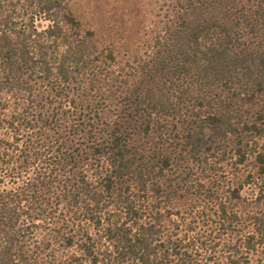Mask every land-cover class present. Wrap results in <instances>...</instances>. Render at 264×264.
<instances>
[{"label": "trees", "instance_id": "16d2710c", "mask_svg": "<svg viewBox=\"0 0 264 264\" xmlns=\"http://www.w3.org/2000/svg\"><path fill=\"white\" fill-rule=\"evenodd\" d=\"M79 6L0 0V264H264V0Z\"/></svg>", "mask_w": 264, "mask_h": 264}, {"label": "rangeland", "instance_id": "374dc122", "mask_svg": "<svg viewBox=\"0 0 264 264\" xmlns=\"http://www.w3.org/2000/svg\"><path fill=\"white\" fill-rule=\"evenodd\" d=\"M152 0H80L81 17L85 25L95 29L99 34H109V26L117 30L131 26L137 22V13L149 14V5ZM121 36L112 34V40L118 41L119 50H122L123 42H119ZM250 193V191H246Z\"/></svg>", "mask_w": 264, "mask_h": 264}]
</instances>
